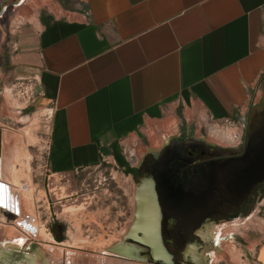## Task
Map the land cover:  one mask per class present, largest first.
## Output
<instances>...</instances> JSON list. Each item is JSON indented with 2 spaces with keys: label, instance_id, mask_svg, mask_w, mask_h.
<instances>
[{
  "label": "crops",
  "instance_id": "crops-1",
  "mask_svg": "<svg viewBox=\"0 0 264 264\" xmlns=\"http://www.w3.org/2000/svg\"><path fill=\"white\" fill-rule=\"evenodd\" d=\"M16 20L12 75L50 111L57 174L172 125L234 118L264 93V0H0L1 58ZM252 264H264V242Z\"/></svg>",
  "mask_w": 264,
  "mask_h": 264
},
{
  "label": "rangeland",
  "instance_id": "rangeland-1",
  "mask_svg": "<svg viewBox=\"0 0 264 264\" xmlns=\"http://www.w3.org/2000/svg\"><path fill=\"white\" fill-rule=\"evenodd\" d=\"M58 1L71 6V0ZM12 22L0 57V127L5 126L4 137H10L2 144V161L10 158L6 155L9 145L11 153V147L19 150V160L17 153H12V160L18 162L19 184L27 199L32 198L34 209L25 212L16 199L18 219L9 223L3 218L0 223V255L14 259L0 257L13 264H65L69 254L67 264H139L102 255L125 240L137 188L151 175L155 159L161 165L168 160L174 165L173 158H162L167 150L177 145L185 150L202 142L216 152V160L172 169L161 179L163 239L175 242L167 247L176 264H192L185 256L190 243L199 246L198 264H252V256L264 242V93H257L252 105L236 111L234 118L207 114L205 120L191 125H172L157 140L149 141L147 136L118 143L97 165L57 174L49 161L50 111L31 98L30 82L12 75L10 41L18 20ZM172 217L178 221L171 230L168 220ZM29 218L51 236L53 245L22 234L19 229ZM207 221L212 224L211 242L197 232ZM186 229L191 232L184 234ZM52 230L62 242L56 241Z\"/></svg>",
  "mask_w": 264,
  "mask_h": 264
},
{
  "label": "water",
  "instance_id": "water-1",
  "mask_svg": "<svg viewBox=\"0 0 264 264\" xmlns=\"http://www.w3.org/2000/svg\"><path fill=\"white\" fill-rule=\"evenodd\" d=\"M1 155L2 130L0 129V161ZM15 216L9 210H0V218L5 217L7 221L14 219ZM57 246L59 247L60 244ZM65 249L72 250V248ZM68 255L66 254L65 264ZM102 256L128 263L173 264V256L168 252L163 241L162 209L156 181L152 176L144 178L137 188L134 216L125 240L110 248L107 255Z\"/></svg>",
  "mask_w": 264,
  "mask_h": 264
},
{
  "label": "flooded vegetation",
  "instance_id": "flooded-vegetation-1",
  "mask_svg": "<svg viewBox=\"0 0 264 264\" xmlns=\"http://www.w3.org/2000/svg\"><path fill=\"white\" fill-rule=\"evenodd\" d=\"M181 148L183 147L177 145L174 147V149L172 148L170 150H167L166 153L162 155V158H165V160H168L169 158H173L171 162H174V165L170 163L168 164L169 160L164 161L165 164L161 165L159 164V159H155L154 164L151 165L149 174H151L150 176H152L154 180L156 181V185H158V188L161 187V185H163L161 184V181H162L161 179H163L164 177L166 178V176L168 177V171L172 169H181L184 166H190L194 164L203 165L205 163L212 162L217 159L216 152L212 151L210 148H206L205 144L202 142L194 143L188 146L185 150ZM160 197H161V194H160ZM163 219H164V211L162 209V222H163ZM177 221L178 219L176 217H172L171 219H169L168 229L172 230V227H174V223H176ZM207 222L208 223L201 226L197 232L199 233V235L204 241L211 242L213 241V238L211 236L210 238H208V233L210 232L209 227H211L212 224H210L209 221ZM190 232H191V229H186L184 234H188ZM163 241H164V244L167 250H168V247H167L168 245L175 244V242L172 239L166 240V241L163 239ZM175 247L177 248L176 245ZM186 247L188 248L186 255L187 256L190 255L192 257L193 262L198 264L201 261V259L197 255L199 254L198 252L199 246H197L196 244L190 243V244H187ZM170 254L173 256V264H176L175 256L172 253ZM147 255L149 256V253Z\"/></svg>",
  "mask_w": 264,
  "mask_h": 264
},
{
  "label": "bare ground",
  "instance_id": "bare-ground-1",
  "mask_svg": "<svg viewBox=\"0 0 264 264\" xmlns=\"http://www.w3.org/2000/svg\"><path fill=\"white\" fill-rule=\"evenodd\" d=\"M15 144H16V142H15ZM11 151H12V153H14V156L17 153L16 155L18 156V158L16 157V159L19 160V152H18L19 150L14 152V149L11 147ZM17 164H18V162H17ZM8 168H9V170H8L9 173H11V177H9V178L7 177V174L3 171L2 167H0V210L1 211L9 210L11 213L16 215L14 217V219L8 221L9 223H11L20 215L19 201L18 200H20V202H21L20 206L22 207V209H24L25 212H32L34 208H33L32 198L27 199L26 194H25V189H23V187H22L23 185L19 184V179L22 178L20 169L18 168V166H15V164H13V166L8 167ZM26 178L30 179L29 177H26ZM16 188H18L20 190V194H18L19 198L17 201H16L17 196L15 195V190H18V189H16ZM8 189L10 192V198H8ZM3 218H5V217L0 218V223L2 222ZM30 218L25 219V222L23 221L24 223L22 222L23 224H25L24 228L19 229L22 232V234L27 236L30 240H35V238H38L39 240L41 239V241L46 243V244L51 243V240H52L51 236L49 234H46L43 231H40L39 228L37 227V225L33 221H31ZM22 227H23V225H22ZM31 229H33L34 231H32ZM76 248L79 249V247H76ZM52 250H54V249H52ZM0 256L5 257L7 255L4 254V255H0ZM1 257H0V264H13L8 259H6V258H10L11 256L10 257L7 256L5 259H2ZM11 258L14 259L13 257H11ZM18 262H20V261H17V263ZM17 263H15V264H17Z\"/></svg>",
  "mask_w": 264,
  "mask_h": 264
},
{
  "label": "trees",
  "instance_id": "trees-1",
  "mask_svg": "<svg viewBox=\"0 0 264 264\" xmlns=\"http://www.w3.org/2000/svg\"><path fill=\"white\" fill-rule=\"evenodd\" d=\"M52 233H53V235H54V237H55L57 242H59V243L62 242V240L57 237V235L55 234V232L53 230H52Z\"/></svg>",
  "mask_w": 264,
  "mask_h": 264
},
{
  "label": "snow or ice",
  "instance_id": "snow-or-ice-1",
  "mask_svg": "<svg viewBox=\"0 0 264 264\" xmlns=\"http://www.w3.org/2000/svg\"><path fill=\"white\" fill-rule=\"evenodd\" d=\"M22 243V242H21Z\"/></svg>",
  "mask_w": 264,
  "mask_h": 264
}]
</instances>
